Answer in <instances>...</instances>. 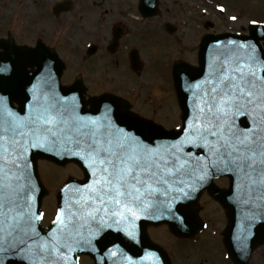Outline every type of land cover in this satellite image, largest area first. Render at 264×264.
Listing matches in <instances>:
<instances>
[{"label":"snow or ice","instance_id":"6c2138e0","mask_svg":"<svg viewBox=\"0 0 264 264\" xmlns=\"http://www.w3.org/2000/svg\"><path fill=\"white\" fill-rule=\"evenodd\" d=\"M216 47L207 74L188 85L184 124L172 140L157 141L150 125L141 133L124 126L109 105L99 116L81 113L77 96L54 90L51 72V90L34 94L23 115L0 96V264H78L77 251L102 248L101 260L163 264L154 251L134 258L106 243V233L139 243L141 219L183 223V202L219 174L239 181L244 203L264 201V46L232 39ZM123 115L135 119L126 109ZM33 151L74 158L87 174L62 187L66 195L45 234Z\"/></svg>","mask_w":264,"mask_h":264},{"label":"flooded vegetation","instance_id":"af4514ba","mask_svg":"<svg viewBox=\"0 0 264 264\" xmlns=\"http://www.w3.org/2000/svg\"><path fill=\"white\" fill-rule=\"evenodd\" d=\"M62 1L73 7L70 13L54 12ZM163 17L164 13L156 19L142 18L137 0H0V27H19L0 33V37H12L17 46L28 47L43 38L66 61L67 69L83 74L79 87L84 89L86 102L105 94L116 95L128 101L135 114L156 122L166 114L162 105L167 104L165 89L151 81L156 53L168 48L182 53L184 42L179 25L175 24V34L171 35ZM60 30L62 34L57 37ZM88 43L95 51L87 50ZM64 78V86L75 87L72 74L67 72ZM139 81L145 85L140 86ZM155 229L162 227H148L150 236L160 244L167 243L168 234L162 230L164 235L155 233ZM167 250L173 264H178L182 252Z\"/></svg>","mask_w":264,"mask_h":264},{"label":"water","instance_id":"95a60500","mask_svg":"<svg viewBox=\"0 0 264 264\" xmlns=\"http://www.w3.org/2000/svg\"><path fill=\"white\" fill-rule=\"evenodd\" d=\"M232 39H235L238 41H248L250 43H258V45L260 46V41L264 40V27L263 26L251 27L250 36H246V37H237V36H233V35H221L218 37L207 36L203 39V42H202L201 48H200V53H199L200 68H192V67H189L188 65H185V64L184 65H181V64L176 65V67L174 69V75H175L174 78H175L176 89L178 92V97L180 99L181 106H182V109L184 112L183 124H184V118H185V114H186V104L189 102V98H190V92L188 91V85L191 83H195V82L202 80L204 78V76L207 74L208 64L211 63L213 56L217 55L220 51V49H217V47H216V42L221 41L223 45H226L228 43V41L232 40ZM11 55H13V54L12 53L8 54V57ZM28 56L30 57L32 55L28 54ZM14 59L15 58H11V60H14ZM34 63L39 67L38 71L36 73H33V74H25V73L21 72L20 69L19 70L15 69V67H16L15 64L14 65L8 64L7 59H5L3 61V63H2V61H0V66L7 68V71L0 72V96H5L6 99H8V97H9L8 94L10 93V91H12V88H13L12 85L13 84L23 85V84L35 83V81L39 80L42 76H44V78L46 79L47 74L51 71L55 75V79L59 78L62 68L58 67L57 61L54 60V58H50V57H48V58H36ZM29 92H30V90L27 91L28 94L26 96L25 95L22 96L21 107L18 110H16L15 112H18L21 115L25 114V112L27 111V109L25 108V106H26L25 103H27L30 98H33V96L29 95ZM63 93L65 94V97L71 98L73 96L72 94L74 92L73 93H67V91H63ZM28 103H30V102H28ZM7 104H8V101H7ZM8 107L12 109V106L9 104H8ZM82 109H81V111H83ZM97 110L98 109H95L91 112L87 111V114L92 115L93 113H96ZM113 110H114L113 111L114 116H119L121 118V120H123L124 126H130V127L134 128L138 133L145 132L147 125L152 126L156 130L155 139L157 141L172 140L177 135V132H167L165 130H162L159 127H156V125H151V124H148L146 122L139 121L137 119H134V120L128 119L127 116H124V115H121L120 113H118L114 107H113ZM83 114H85V113H83ZM243 120H244V118H242V121ZM31 155H32V162L34 165V174H35L36 178H37L36 161L40 158L50 160L53 162L62 163V164L69 162L71 160H74L77 162V160H75L74 158H67V157H65L63 160H61L60 157L53 156V155H51L49 153H45L43 151H33ZM77 163L79 165H81L79 162H77ZM210 180L205 184L206 186H208L209 189L212 188V185L210 184ZM232 193H233V191H232V189H230L229 192H226L224 194L225 198L227 199L228 204L230 202V210H231L232 217H233V222L232 221L230 222L229 229L226 232L227 243H229L228 237H231V233L236 234V235L239 234V236H242V233H240V229L243 226V222L238 227L236 224V221L238 219H243L245 217V214H243V215L237 214V208L231 202ZM65 195L66 194H63L61 192V197L59 198V203H62L61 202L62 197ZM42 196H43V194H41L39 197V205L41 203ZM198 197H199V192L197 191L196 193H194L192 195V199H194V200H188V214H187L188 224H187V226L191 225L192 229H194V226H196L197 224H195V222H194L195 219L193 217L192 211L190 212V209H192V204L197 201ZM251 228H252L251 231L250 230L247 231L248 236L250 235V237L248 239V245L246 242H243L241 244L242 248L247 250V252H246L247 254L245 256V261L243 263H241V257H238L237 253L234 254V252H233L234 249H232V247L230 249V253H231L233 259L238 264H247L248 255L252 251L254 245H257L260 242L264 241V215L260 218V221H256L254 223V225L251 226ZM40 230H41L42 234L46 233V231H44L42 229H40ZM140 245L141 246H140V248H138V250L142 254L145 251H149L152 249V247L149 246L144 241H142ZM98 247H101V246L98 245ZM131 249L132 248L130 247V249L128 250L129 254L133 253V251ZM103 251H104V249L102 248V250H101V252H99L98 256H93L98 264H100L99 263L100 257H101V253H103ZM81 252H87V250L85 249L82 251H77L76 255L78 256L79 253H81ZM134 255L137 256L136 251L134 252ZM98 258H99V260H98ZM4 260H6V259H4ZM101 262H102V264H109V261H105V259L102 260ZM6 264H8V263H6Z\"/></svg>","mask_w":264,"mask_h":264},{"label":"rangeland","instance_id":"374dc122","mask_svg":"<svg viewBox=\"0 0 264 264\" xmlns=\"http://www.w3.org/2000/svg\"><path fill=\"white\" fill-rule=\"evenodd\" d=\"M183 3H185V6H187V10H184L181 13V17L182 18H186L185 20H189V19H194L196 20V22H193L191 26H186L183 28V36L185 38L184 40V47L182 48V56L183 58L191 61V62H195L196 59V52L198 50V46H199V40H200V36L203 34V32H207L204 29H200V21L198 20V18L196 17L195 12L198 10V15L199 14V9H197L195 11V2L197 1V3L200 5V7H204V10L207 11L208 13V17L212 18L213 20H215L217 22L215 31H211L214 33H219V32H226V31H241L242 28H248V26L251 24L250 22L252 20H258V21H262L264 22V0H203L204 5L202 3H200L201 0H182ZM241 3H238V2ZM164 5L165 6H170L171 1L170 0H163ZM243 3V4H242ZM195 4V6H194ZM225 6L226 10L223 12L220 9V6ZM243 8V9H241ZM237 16V20L233 21L230 19L231 16ZM202 26V25H201ZM9 28H13V27H1V29H3L4 31H7ZM16 29H18L19 27H14ZM0 29V32H2ZM66 36V35H65ZM63 36V37H65ZM162 51V50H161ZM179 55L176 52H173V58L174 57H178ZM173 61V60H172ZM162 64V61H156V66H155V72H153V77H152V83L153 84H159V88H163L168 92V97H167V104L170 105L172 103V98H171V86H172V82H171V86L168 82V84H165L164 82H162V79L165 78L166 76V70L163 68H160ZM71 74V70L68 71V75ZM87 77V75H85ZM160 78V79H159ZM174 114V113H173ZM172 116H169V114H163L160 115L159 119L160 121L162 120V123L166 122L165 125H169L167 127H170L171 129L174 128L176 126V124H179V121L174 119H171ZM54 165L52 166V164H46L43 165V168L46 169V174H49L53 177H47V175H44V179L46 182H50L49 183V189L51 191V195L49 198H47L46 202H45V209L47 211V214L49 216L53 215V206H54V202H53V195H54V191H53V185H54V177L56 178L57 176L55 174L60 173L62 171L68 170L69 172L66 175L61 176L59 179H62L60 182H58V184H60L64 179H66V177L69 174H75L76 176H81V174L77 171H75V168L71 167V166H67L64 167V170H59L57 168H53ZM57 184V185H58ZM221 185H226L225 181L220 182ZM208 199H204L203 205L205 206V202ZM53 204V205H52ZM206 207V206H205ZM210 214L211 218L207 219L206 215ZM202 218L205 219L206 222H208L209 224V228L208 230L204 233V235L201 236V238H205L206 236H210L211 238H213L214 241H216V244L219 245L218 241L220 242L219 239V232L222 230L223 228V223L222 219L223 217H221V221L220 222H216V220H218V217L213 218V214L211 213L210 207L208 206V208L205 210L204 213H202ZM165 231V229H162ZM156 233H158V231H155ZM166 232V231H165ZM217 234V235H216ZM161 235H164V232L161 231ZM200 238V239H201ZM215 238H217V240H215ZM167 243H164V245L171 250L170 247V243L169 240H165ZM198 243L196 244H192L193 246H196ZM199 246V245H198ZM183 251H185V253L187 255H189L190 253V249H188V247L183 248ZM196 256L198 257V253L196 252ZM224 254V250L220 249L217 251V255L219 257V259H221L222 262V255ZM224 258V256H223ZM83 263L84 264H90V262L87 261V259H83ZM209 264H219V262H213L212 260H208ZM180 264V263H178ZM222 264H230V263H223ZM250 264H264V245L261 246L259 248V250L253 255Z\"/></svg>","mask_w":264,"mask_h":264}]
</instances>
